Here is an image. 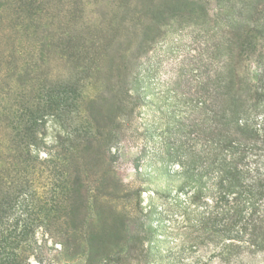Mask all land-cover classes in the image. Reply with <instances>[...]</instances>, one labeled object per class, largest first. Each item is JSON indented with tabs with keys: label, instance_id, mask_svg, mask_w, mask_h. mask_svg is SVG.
<instances>
[{
	"label": "rangeland",
	"instance_id": "374dc122",
	"mask_svg": "<svg viewBox=\"0 0 264 264\" xmlns=\"http://www.w3.org/2000/svg\"><path fill=\"white\" fill-rule=\"evenodd\" d=\"M225 11L208 0L198 19L162 9L158 21H140L128 16V0H0V108H42L51 91L73 85L57 118L41 119L34 168L13 177L29 183L28 196L48 199L56 175L46 158L70 157L63 138L78 136L71 153L84 201L75 217L90 236L77 252L63 250L55 235L70 222L36 221L29 197L7 222L27 233L22 264H222V244L208 242L196 223L210 205V182L203 178L200 192L185 185L174 150L181 124L195 131L210 104L212 73L234 34L226 24L238 21ZM247 264H264V256Z\"/></svg>",
	"mask_w": 264,
	"mask_h": 264
},
{
	"label": "trees",
	"instance_id": "16d2710c",
	"mask_svg": "<svg viewBox=\"0 0 264 264\" xmlns=\"http://www.w3.org/2000/svg\"><path fill=\"white\" fill-rule=\"evenodd\" d=\"M213 1L222 13L228 9L235 12L238 21L226 24L228 29L234 28V34L225 42L221 66L212 73L210 104L207 109L202 108L206 113L193 123L195 131H184L185 125L181 124L182 140L174 151L185 185L191 183L201 191L203 178L210 182L211 206L199 213L196 223L203 225L208 242L218 240L222 244L216 255L220 263L247 264L264 256V0ZM207 5L208 0H189L179 7H158L154 0H128V16L158 21L163 9L181 18L198 19L206 14ZM249 62L258 65L257 73L246 70ZM72 87L62 84L54 96L51 91L52 100L42 108L30 103L21 109L0 108L2 114L6 110L4 116L0 115V125H4L3 133L0 131V264H22V240L27 233L11 229L12 224L7 222L16 208L28 207L25 199L29 197L36 221L55 224L62 219L65 225L70 222L71 226L55 235L63 240V250L73 245L77 252L82 243L90 241L89 234L82 231L80 219L75 217L76 203L84 201L82 185L74 177L76 161L71 153L76 149L78 136L66 133L63 138L68 142L70 157L63 153L61 158H46L45 164L53 165L56 175L48 199L28 196L29 183L22 185L23 179L18 183V178L13 177L20 167L34 168L31 149L43 144L37 130L41 119L45 115L57 118L54 115L68 106ZM192 134L195 136L191 138ZM58 139L53 145L56 151L63 145Z\"/></svg>",
	"mask_w": 264,
	"mask_h": 264
}]
</instances>
